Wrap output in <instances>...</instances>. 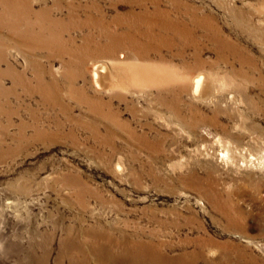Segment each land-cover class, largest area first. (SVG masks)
Masks as SVG:
<instances>
[{
	"label": "rangeland",
	"instance_id": "rangeland-1",
	"mask_svg": "<svg viewBox=\"0 0 264 264\" xmlns=\"http://www.w3.org/2000/svg\"><path fill=\"white\" fill-rule=\"evenodd\" d=\"M138 242L264 264V0H0V264Z\"/></svg>",
	"mask_w": 264,
	"mask_h": 264
},
{
	"label": "bare ground",
	"instance_id": "bare-ground-1",
	"mask_svg": "<svg viewBox=\"0 0 264 264\" xmlns=\"http://www.w3.org/2000/svg\"><path fill=\"white\" fill-rule=\"evenodd\" d=\"M96 78L97 75L95 74ZM190 85L195 93L204 92V78L201 75H195L191 77ZM96 251H104L105 256L99 257L95 254ZM120 250V249H119ZM118 249L112 246H95L92 250L93 256L92 264H184L180 263L182 261H187L188 256L183 254L176 259L171 258L167 253L162 252L158 248L152 245H145V243H137V247L124 248L120 253L117 252ZM84 257V256H83ZM80 260V259H79ZM86 258L83 260L82 264H88ZM77 264V263H76Z\"/></svg>",
	"mask_w": 264,
	"mask_h": 264
}]
</instances>
